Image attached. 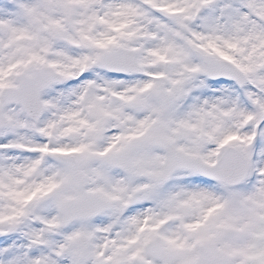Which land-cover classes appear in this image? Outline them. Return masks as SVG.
Masks as SVG:
<instances>
[{
	"label": "snow or ice",
	"instance_id": "1",
	"mask_svg": "<svg viewBox=\"0 0 264 264\" xmlns=\"http://www.w3.org/2000/svg\"><path fill=\"white\" fill-rule=\"evenodd\" d=\"M0 264H264V0H0Z\"/></svg>",
	"mask_w": 264,
	"mask_h": 264
}]
</instances>
